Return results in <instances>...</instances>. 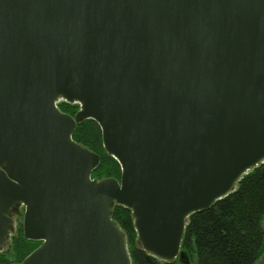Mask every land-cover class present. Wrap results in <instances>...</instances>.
Segmentation results:
<instances>
[{
    "label": "water",
    "instance_id": "1",
    "mask_svg": "<svg viewBox=\"0 0 264 264\" xmlns=\"http://www.w3.org/2000/svg\"><path fill=\"white\" fill-rule=\"evenodd\" d=\"M89 118L120 178H92ZM263 162L264 0H0V251L21 205L42 241L21 264H132L116 205L188 264L189 216Z\"/></svg>",
    "mask_w": 264,
    "mask_h": 264
},
{
    "label": "trees",
    "instance_id": "2",
    "mask_svg": "<svg viewBox=\"0 0 264 264\" xmlns=\"http://www.w3.org/2000/svg\"><path fill=\"white\" fill-rule=\"evenodd\" d=\"M59 107L71 115L80 108L66 101ZM73 138L100 155L93 177H121L120 163L104 148L96 120L78 123ZM113 218L125 233L132 264H186L180 258L167 261L146 251L139 242L130 208L116 205ZM41 244L27 239L21 225L0 251V264H20ZM181 249L188 254V264H258L264 255V162L245 174L236 190L189 216Z\"/></svg>",
    "mask_w": 264,
    "mask_h": 264
},
{
    "label": "rangeland",
    "instance_id": "3",
    "mask_svg": "<svg viewBox=\"0 0 264 264\" xmlns=\"http://www.w3.org/2000/svg\"><path fill=\"white\" fill-rule=\"evenodd\" d=\"M62 101H64V100L61 99L59 101V103H61ZM98 178H100V177H98ZM12 217H13V220H14V229L12 230V234L10 236V240L14 236V234L16 233L17 228H20L21 225L23 226L24 207H18L17 211H15L12 214ZM10 240H9V242H10ZM263 257H264V255L261 257V259L258 261V263L263 259Z\"/></svg>",
    "mask_w": 264,
    "mask_h": 264
},
{
    "label": "flooded vegetation",
    "instance_id": "4",
    "mask_svg": "<svg viewBox=\"0 0 264 264\" xmlns=\"http://www.w3.org/2000/svg\"><path fill=\"white\" fill-rule=\"evenodd\" d=\"M66 113H67V112H66ZM92 178H96V179H98V180L103 179V178H97V177H93V176H92ZM105 178H107V177H105ZM19 207H24V206L21 205V206H19ZM17 209H18V208H17ZM17 209H15V210L12 212V214H13L15 211H17Z\"/></svg>",
    "mask_w": 264,
    "mask_h": 264
}]
</instances>
